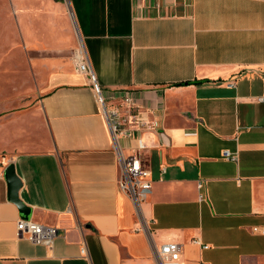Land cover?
<instances>
[{
	"label": "crops",
	"instance_id": "crops-1",
	"mask_svg": "<svg viewBox=\"0 0 264 264\" xmlns=\"http://www.w3.org/2000/svg\"><path fill=\"white\" fill-rule=\"evenodd\" d=\"M14 3L40 99L0 118V264H160L168 243L183 264H264V0ZM80 47L110 106L134 94L118 146L150 172L143 215L118 187ZM11 164L29 220L59 229L52 247L18 236Z\"/></svg>",
	"mask_w": 264,
	"mask_h": 264
},
{
	"label": "built area",
	"instance_id": "built-area-1",
	"mask_svg": "<svg viewBox=\"0 0 264 264\" xmlns=\"http://www.w3.org/2000/svg\"><path fill=\"white\" fill-rule=\"evenodd\" d=\"M75 70L81 75L87 76L97 103L101 109L108 125L109 131L113 137L114 148L118 155L119 180L118 187L121 192L126 194L133 202L139 215L142 213V204L147 199L152 190V181L150 172L147 170L142 161L135 155L124 156L118 146L119 137H131L132 129L130 127L134 118L133 111L135 108V99L132 92H124L121 106H110L109 101L104 96L101 86L92 71L88 57L80 47L74 55ZM228 87L234 88L235 82L231 81ZM258 101L264 102V96L259 97ZM146 147L139 144V149ZM223 157L228 160H237V154L228 151L223 153ZM201 183H199V187ZM202 199V196H199ZM256 228L254 231H258ZM264 231V229H263ZM18 236L28 239L35 245H44L52 247L55 238L59 235V229L52 226H46L36 223L32 220L20 219L17 223ZM160 264H183L181 262V247L177 243H168L155 250Z\"/></svg>",
	"mask_w": 264,
	"mask_h": 264
},
{
	"label": "rangeland",
	"instance_id": "rangeland-1",
	"mask_svg": "<svg viewBox=\"0 0 264 264\" xmlns=\"http://www.w3.org/2000/svg\"><path fill=\"white\" fill-rule=\"evenodd\" d=\"M14 0H0V118L33 112L40 99L32 57L20 40Z\"/></svg>",
	"mask_w": 264,
	"mask_h": 264
},
{
	"label": "water",
	"instance_id": "water-1",
	"mask_svg": "<svg viewBox=\"0 0 264 264\" xmlns=\"http://www.w3.org/2000/svg\"><path fill=\"white\" fill-rule=\"evenodd\" d=\"M5 177L8 183L9 190V198L12 202H14L24 219L29 220V215L31 213V209L26 207L18 198V191L21 187V183L19 179L16 177L14 165H9L5 170Z\"/></svg>",
	"mask_w": 264,
	"mask_h": 264
},
{
	"label": "trees",
	"instance_id": "trees-1",
	"mask_svg": "<svg viewBox=\"0 0 264 264\" xmlns=\"http://www.w3.org/2000/svg\"><path fill=\"white\" fill-rule=\"evenodd\" d=\"M185 84H191V83H185Z\"/></svg>",
	"mask_w": 264,
	"mask_h": 264
}]
</instances>
